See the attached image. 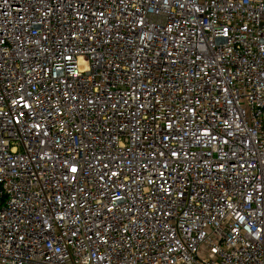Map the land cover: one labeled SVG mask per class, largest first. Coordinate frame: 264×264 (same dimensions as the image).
Here are the masks:
<instances>
[{
    "label": "built area",
    "instance_id": "1",
    "mask_svg": "<svg viewBox=\"0 0 264 264\" xmlns=\"http://www.w3.org/2000/svg\"><path fill=\"white\" fill-rule=\"evenodd\" d=\"M0 264H264V0H0Z\"/></svg>",
    "mask_w": 264,
    "mask_h": 264
},
{
    "label": "snow or ice",
    "instance_id": "2",
    "mask_svg": "<svg viewBox=\"0 0 264 264\" xmlns=\"http://www.w3.org/2000/svg\"><path fill=\"white\" fill-rule=\"evenodd\" d=\"M73 171H75V169H73Z\"/></svg>",
    "mask_w": 264,
    "mask_h": 264
}]
</instances>
